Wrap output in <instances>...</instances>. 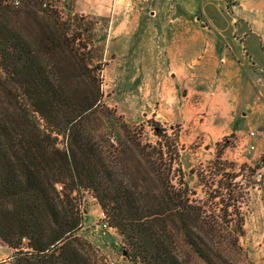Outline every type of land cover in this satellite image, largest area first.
Returning a JSON list of instances; mask_svg holds the SVG:
<instances>
[{
	"label": "trees",
	"instance_id": "obj_1",
	"mask_svg": "<svg viewBox=\"0 0 264 264\" xmlns=\"http://www.w3.org/2000/svg\"><path fill=\"white\" fill-rule=\"evenodd\" d=\"M33 1L24 0L21 8L42 22L38 41L19 31L20 10L0 0V241L16 250L17 264H91L73 247L88 192L129 256L142 264H185L175 233L213 264L202 248L206 243L193 236L189 200L161 171L166 155L172 162L178 158L176 140L159 126L156 145L132 135L104 104L99 79L95 90V77L56 9H45L40 20L29 10L39 6ZM55 53L73 79L82 78L74 79V89L42 57Z\"/></svg>",
	"mask_w": 264,
	"mask_h": 264
},
{
	"label": "rangeland",
	"instance_id": "obj_2",
	"mask_svg": "<svg viewBox=\"0 0 264 264\" xmlns=\"http://www.w3.org/2000/svg\"><path fill=\"white\" fill-rule=\"evenodd\" d=\"M37 1L39 6L29 10L37 11L42 20L45 9H56L59 21L68 28L67 37L75 39L74 46L80 49L91 77H95V81L91 78L95 90L99 79L103 102L116 112L121 124L144 143L156 145L157 126L176 140L178 158L172 162L166 155L161 171L170 174L171 186L189 200L194 209L188 219L193 236L206 243L204 246L198 240L212 256L213 264H264V150H258L260 140L264 141V124L259 120L264 114L262 106L246 119L239 113L242 128L232 130L224 112L225 96L221 91L216 96L219 100L207 95L217 92L212 82L210 87L201 76L197 86L189 85L183 91L175 88L171 70L156 59L158 50L147 45L146 17L137 19L133 25L136 29L122 33L120 26L129 20L123 16L126 7L113 17L105 1L96 3L104 6L99 11L94 0ZM25 4L24 0H5L9 8L20 10L17 26L21 34L38 41L43 37L42 22L40 25L30 15L22 14ZM42 57L50 62L55 74L68 78L72 89L74 79H82H73L69 65H59L63 58L60 54ZM196 92L201 94L193 95ZM258 102L263 100L259 97ZM119 131L124 134L122 128ZM251 132L255 136L251 137ZM250 146L255 149L250 150ZM258 171L263 174L260 180ZM80 210L84 221L73 247L88 256L91 264H109L106 259L114 264H142L129 256L127 245L116 231L102 229L103 210L90 193H85ZM174 235L177 254L185 264H209L184 241L182 233ZM14 251L0 259V264H17Z\"/></svg>",
	"mask_w": 264,
	"mask_h": 264
},
{
	"label": "crops",
	"instance_id": "obj_3",
	"mask_svg": "<svg viewBox=\"0 0 264 264\" xmlns=\"http://www.w3.org/2000/svg\"><path fill=\"white\" fill-rule=\"evenodd\" d=\"M103 1L113 17L126 7L123 16L129 20L120 26L122 33L136 29L140 17L147 18V45L158 50L156 59L171 70L177 90L197 86L201 76L210 87L213 83L217 92L207 95L219 100L221 91L225 96L232 130L242 128L239 113L246 119L259 106L264 110V0H94L98 11L104 6L96 3ZM259 120L264 124V114ZM258 150H264L263 140ZM13 251L0 241V259Z\"/></svg>",
	"mask_w": 264,
	"mask_h": 264
},
{
	"label": "built area",
	"instance_id": "obj_4",
	"mask_svg": "<svg viewBox=\"0 0 264 264\" xmlns=\"http://www.w3.org/2000/svg\"><path fill=\"white\" fill-rule=\"evenodd\" d=\"M15 5H19V1H16ZM44 7H46V8L48 7L47 3L44 4ZM250 136L251 137L255 136V133L251 132ZM254 149H255L254 146H250V150H254ZM257 177H258V180H260L263 177V174H261L260 171H258ZM59 188L61 189V187H59ZM100 222H101L100 226L102 227L103 230H108V231L113 230L109 224V217L107 216V214L104 211L100 212ZM12 258H14V257H12ZM10 259L11 258L5 259L4 261L10 260ZM105 261H106V263L114 264V262H112L111 260L106 259Z\"/></svg>",
	"mask_w": 264,
	"mask_h": 264
}]
</instances>
